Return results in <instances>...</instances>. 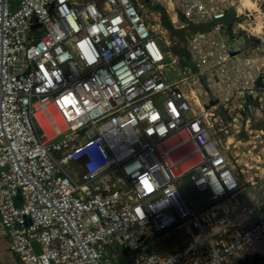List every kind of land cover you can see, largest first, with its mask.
Segmentation results:
<instances>
[{
  "label": "built area",
  "instance_id": "obj_1",
  "mask_svg": "<svg viewBox=\"0 0 264 264\" xmlns=\"http://www.w3.org/2000/svg\"><path fill=\"white\" fill-rule=\"evenodd\" d=\"M158 1L173 21L210 25L173 82L139 0H0V222L21 264H262L264 149L245 160L215 114L244 92L228 81L262 74L231 44L228 13L241 11ZM198 74L213 96L197 103Z\"/></svg>",
  "mask_w": 264,
  "mask_h": 264
},
{
  "label": "rangeland",
  "instance_id": "obj_2",
  "mask_svg": "<svg viewBox=\"0 0 264 264\" xmlns=\"http://www.w3.org/2000/svg\"><path fill=\"white\" fill-rule=\"evenodd\" d=\"M145 5V12L147 13L148 17L147 19L155 26L156 29L160 31L158 33V40L160 44L162 45L163 49L166 52H170V56L167 59V74L166 77L168 81L173 82L175 79L181 77L183 75V67L185 64H187L190 60L188 59V53L189 50H187V40L190 36L194 34V32H197L199 28H195V25L190 23L189 25L186 24V19L183 15L174 16L175 21L172 19V15H175L174 12L171 11V13L167 10V7H165L161 2L158 0H152L145 3L144 0H139ZM236 4V8L238 10L249 8L252 6L251 11L253 12V15L251 17L245 16L243 13L245 12L242 10L241 16L239 19L235 21L238 26H235L231 30H227L230 38H232V35L234 34L237 37H241L244 39V42L247 43L246 46H243L244 48V55L243 57L246 58H252L255 60L256 65L258 66V72L262 70L261 76L257 77V79L254 80V78H250L246 80L245 82H234L231 83V81H228L225 86H232L235 84L236 87H233L234 93L238 91H244L243 93H239L240 97L238 96L235 99V108L230 110V112H227L225 108L218 104V110L215 111V114H219V122L221 123L218 127L222 128V130H219V136L221 138H228L231 136V139L229 140L230 148L234 149L238 146V143H243L242 145L238 146V153L245 152L244 159L245 160H251L250 157H248L249 150H251V147H255L254 150H261L264 149V52H260L257 54L253 48H255L257 39L254 37V35L250 34L249 28L251 29L252 33H259L260 29L262 30V34H264V21H261V24H258L256 20L254 19V16L257 14L255 12L254 5L256 3L260 4L264 2L263 0H232ZM169 9L172 10V4H168ZM235 9L231 8L230 12ZM262 10V9H261ZM236 13V12H235ZM246 13H249V11H246ZM165 17H169L171 19L174 31L169 30L166 28V26L163 24V20ZM231 20L236 19L237 15H230ZM247 20H252V22L255 25H252L251 22H244ZM234 23V24H235ZM240 24V25H239ZM185 25V26H183ZM242 25V26H241ZM183 26V27H182ZM243 26L245 28H243ZM254 46L253 48L250 47ZM258 51V50H257ZM169 55V54H168ZM177 55H179V60L177 58ZM176 59L177 64H174L173 57ZM182 63V64H181ZM174 64L175 66L179 67L180 70L176 67L171 68L169 65ZM179 72L181 73L179 76ZM197 78H199L200 82L195 83L192 85V89H195L196 97L195 101L202 102L207 101L209 97H212V90L208 85V80L206 77H204L203 74H198ZM195 82V80H193ZM201 84V85H200ZM200 96H199V95ZM237 95V94H236ZM158 102L161 103V98H158ZM217 101L214 100L213 103H216ZM210 105V104H208ZM194 108H196V105L194 104ZM212 112L209 111V114ZM226 113V115H224ZM262 138V139H261ZM263 140V142H262ZM252 141V142H250ZM226 147L228 146V140L225 141ZM233 142V144L231 143ZM232 144V145H231ZM231 157V155H230ZM232 158V157H231ZM244 169L246 170V165L244 166ZM246 172H248L246 170ZM110 176L113 177V181H115V176L113 174H110ZM188 180V179H187ZM191 197L193 199H196V196L191 194ZM171 237L167 238L166 245L169 247H172L176 242V238L178 236L183 237L184 233L183 231L179 229H175L173 231ZM121 251L123 250V247L119 248ZM127 256H123V258L120 261V264H127ZM251 264H255L256 261L253 257L248 259ZM247 260V261H248ZM246 261V262H247ZM245 262V263H246ZM262 264H264V260L262 261Z\"/></svg>",
  "mask_w": 264,
  "mask_h": 264
},
{
  "label": "crops",
  "instance_id": "obj_3",
  "mask_svg": "<svg viewBox=\"0 0 264 264\" xmlns=\"http://www.w3.org/2000/svg\"><path fill=\"white\" fill-rule=\"evenodd\" d=\"M263 2H264V0H263ZM258 5H259L258 3L255 4L256 11L259 10V6ZM251 8H252V6H251ZM248 9L249 8H244V9H240V11L241 12H242V10L249 11ZM230 10H229L228 17H227V20L229 21L228 31L233 29L235 26H238V24L235 23V21L238 19V17L236 19H232L231 20L230 15H232V16L235 15V17H236V13H235L234 10H232L231 12H230ZM255 18H257L259 20H261L262 18L264 19L262 12L258 11L257 14L254 16V19ZM245 22H251L252 25H255L254 23H256L254 21H253L254 22L253 23L252 20H247ZM243 28H245V27L243 26ZM249 31H250V34L253 35V33L251 32L250 28H249ZM233 36H234V38H230V41H231V44L234 47L246 46L247 43L244 42L243 38L237 37L234 34L232 35V37ZM0 264H21L20 257H19V255L16 252L13 251V249L11 247V243H10L9 237L6 234V231L4 230V227L2 226L1 222H0Z\"/></svg>",
  "mask_w": 264,
  "mask_h": 264
},
{
  "label": "trees",
  "instance_id": "obj_4",
  "mask_svg": "<svg viewBox=\"0 0 264 264\" xmlns=\"http://www.w3.org/2000/svg\"><path fill=\"white\" fill-rule=\"evenodd\" d=\"M163 24L166 26V28H168L171 31H174L171 19L169 17H165L163 20ZM210 25H195V28H199V29H205L208 28ZM177 58L179 59V55H177Z\"/></svg>",
  "mask_w": 264,
  "mask_h": 264
},
{
  "label": "water",
  "instance_id": "obj_5",
  "mask_svg": "<svg viewBox=\"0 0 264 264\" xmlns=\"http://www.w3.org/2000/svg\"><path fill=\"white\" fill-rule=\"evenodd\" d=\"M144 1H146V2H150L151 0H144ZM20 202H21V199H18L17 203H20ZM127 252H128V251H125L126 254H127ZM253 258H254L255 261H256L255 264H260V263H258V257H257V256H256V257H253ZM239 264H251V263H250V261L248 260L246 263L243 262V261H241Z\"/></svg>",
  "mask_w": 264,
  "mask_h": 264
},
{
  "label": "bare ground",
  "instance_id": "obj_6",
  "mask_svg": "<svg viewBox=\"0 0 264 264\" xmlns=\"http://www.w3.org/2000/svg\"><path fill=\"white\" fill-rule=\"evenodd\" d=\"M261 21H264V19H263V18H262L261 20L258 19V20H257L258 24H261ZM258 24H257V25H258ZM261 33H262V30L260 29V34H261ZM263 37H264V36H263ZM251 257H253V256L249 255V256H248V259L251 258Z\"/></svg>",
  "mask_w": 264,
  "mask_h": 264
}]
</instances>
